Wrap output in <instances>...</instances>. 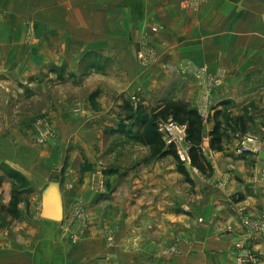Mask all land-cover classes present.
Here are the masks:
<instances>
[{"label": "rangeland", "instance_id": "obj_1", "mask_svg": "<svg viewBox=\"0 0 264 264\" xmlns=\"http://www.w3.org/2000/svg\"><path fill=\"white\" fill-rule=\"evenodd\" d=\"M178 4L215 22V46L181 48L178 27L167 24L177 16L143 19L153 6L141 0H0V204L11 180L25 192L16 220L0 215V239L26 243L23 250L0 249V264H231L229 240L206 247L207 235L183 234L198 206L190 202L193 182L203 175L179 158L188 150L186 128L177 124L183 139L167 143L157 124L164 142L176 145L187 178L176 159L153 156L138 142L152 107L180 99L204 118L208 162L220 153L207 137L216 112L222 142L236 139L238 154L264 150L259 85L249 89L247 104L223 95V87L232 88L228 77L239 75L230 68L247 54L218 46L234 39L225 0ZM202 6L214 14L200 15ZM222 171L217 187H224ZM53 175L64 207L55 223L40 217L41 190ZM246 234L232 245L234 260L260 264Z\"/></svg>", "mask_w": 264, "mask_h": 264}, {"label": "crops", "instance_id": "obj_2", "mask_svg": "<svg viewBox=\"0 0 264 264\" xmlns=\"http://www.w3.org/2000/svg\"><path fill=\"white\" fill-rule=\"evenodd\" d=\"M141 1H144L145 4L152 5L154 2L156 4V6L154 4L152 5L153 9L151 11L150 8L147 9L146 14L142 16L143 19L148 17V15H152L153 19L165 22L169 16H177L178 20L171 21V23L167 22V24L178 27L179 43L177 44L181 48L194 47L199 42L202 43L200 45L201 48L216 45V42H214L216 35H214L215 30H213L215 28V22H212L207 17L202 18L200 21L197 18L199 13L193 15L187 13L189 11L182 10L178 3L183 0ZM225 4L228 20L227 30L231 36H234V39L229 42L222 39L221 42H218V46L224 49L226 53L228 50L225 48L230 47L229 49L232 54L236 53L238 48H244L247 54L244 57L239 56L237 63L235 62L236 65L230 68L231 71L237 69L239 72V75H230L227 79L228 84L232 88L228 89L223 87L222 91H225L223 95L226 97L231 95L238 99V101L246 102L247 104L249 103L247 101L251 99L248 95L249 89L252 88L253 92L255 87L259 85L260 91L264 93V0H225ZM206 7L208 6L199 8L200 15L203 16V12H205V16L214 14L205 11L204 9ZM187 15L193 17V19L191 17L188 19ZM142 34L143 31H139L136 34L137 42H140ZM195 34L202 37L201 41L198 40ZM222 64L226 65L224 62ZM246 90H248L247 95L245 93L243 94ZM260 105L264 107V98ZM58 121H60V118ZM223 142V151H220L215 156H211V161L209 159L213 174L201 173L203 175L200 176V181L198 183L193 182L197 196L192 197L190 202L193 203L192 205L197 203L198 206L192 207L194 212L191 216L194 218L187 219L188 221L185 222V225L183 224L186 228L183 234L191 238L200 234L207 235H202L203 240L206 241V247L211 246L212 243L216 245L224 244L229 240L230 249H227L225 252L230 250V263L237 264L236 260H234L235 253L232 245L239 238L244 236L248 237L246 234V226L242 221L250 220L251 224H264V150L254 153L247 152L238 154L235 151L236 139H230L228 143L225 140ZM1 147L0 145V156L3 153V148ZM205 147L208 149L207 143ZM206 148H204V151ZM217 165L222 167L219 169ZM217 170L220 174L222 170H224L222 172H225V178H222V186L225 188L217 187V184H215L216 180L218 181L220 179L218 178L219 176L216 177L218 175ZM9 185H5V190L8 194L4 204L9 199V190L11 187ZM207 207L212 213L207 214V211L204 210ZM184 209H188V207L184 206ZM197 217L200 218L199 220L202 223L197 221ZM263 232L264 230L260 232L262 235H258L260 233L257 232L253 233V239L248 241L250 242L249 247L258 250L257 255L260 256V264H264ZM14 245L20 250L26 247L25 240H17L12 245V242L9 243L8 241L0 239V249L2 251L10 249ZM192 251H186L185 257L190 255ZM222 252L217 251L216 253L222 256L224 254ZM215 258L218 257L216 256Z\"/></svg>", "mask_w": 264, "mask_h": 264}, {"label": "trees", "instance_id": "obj_3", "mask_svg": "<svg viewBox=\"0 0 264 264\" xmlns=\"http://www.w3.org/2000/svg\"><path fill=\"white\" fill-rule=\"evenodd\" d=\"M151 119L143 123L142 130L138 136V142L150 148L153 156H167L177 160V170L186 178L188 173L184 165L177 157L176 145L166 144L158 133V121H171L186 128L185 143H187V155L190 159V166L200 173L211 174V165L204 156L203 140L205 138L204 118L196 109L191 108L189 103L180 99L161 100L150 110ZM219 113L213 115L212 129L208 132L209 149L220 152L222 150V126L219 120ZM11 180V178H10ZM9 181V180H8ZM9 199L6 204H0V215L3 220H16L19 217L18 205L24 201L25 192L18 190L9 181ZM1 229V224H0Z\"/></svg>", "mask_w": 264, "mask_h": 264}, {"label": "water", "instance_id": "obj_4", "mask_svg": "<svg viewBox=\"0 0 264 264\" xmlns=\"http://www.w3.org/2000/svg\"><path fill=\"white\" fill-rule=\"evenodd\" d=\"M59 181L53 175L51 181L42 190L40 217L50 222H60L63 218L61 192Z\"/></svg>", "mask_w": 264, "mask_h": 264}, {"label": "built area", "instance_id": "obj_5", "mask_svg": "<svg viewBox=\"0 0 264 264\" xmlns=\"http://www.w3.org/2000/svg\"><path fill=\"white\" fill-rule=\"evenodd\" d=\"M158 128L161 134L163 135L164 139L167 143H171L174 140L183 139V136L185 135V128L178 126L176 123L172 122H158ZM250 141V140H249ZM244 148H239L238 152L243 151ZM179 158L183 163H189V158L187 157L186 152H178ZM245 226L247 227V232L249 237L253 235V233H256L254 231H257V233H260L264 230V224H251V223H245Z\"/></svg>", "mask_w": 264, "mask_h": 264}]
</instances>
